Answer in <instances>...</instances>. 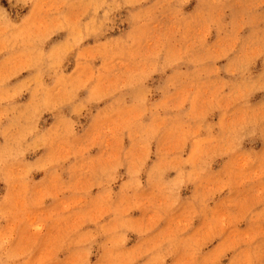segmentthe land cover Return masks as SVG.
<instances>
[{
	"label": "rangeland",
	"instance_id": "374dc122",
	"mask_svg": "<svg viewBox=\"0 0 264 264\" xmlns=\"http://www.w3.org/2000/svg\"><path fill=\"white\" fill-rule=\"evenodd\" d=\"M0 264H264V0H0Z\"/></svg>",
	"mask_w": 264,
	"mask_h": 264
}]
</instances>
